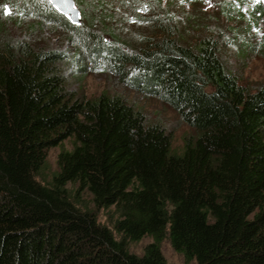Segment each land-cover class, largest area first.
<instances>
[{
	"label": "trees",
	"instance_id": "1",
	"mask_svg": "<svg viewBox=\"0 0 264 264\" xmlns=\"http://www.w3.org/2000/svg\"><path fill=\"white\" fill-rule=\"evenodd\" d=\"M75 2L83 27L47 1L27 34L61 25L190 131L177 148L123 92L70 88L69 55L11 39L7 22L23 18L0 4V264H168L165 239L187 264H264V81L228 60L232 46L243 64L256 49L264 57V35L252 42L264 0H221L211 12L201 0ZM67 140L55 166L49 151Z\"/></svg>",
	"mask_w": 264,
	"mask_h": 264
},
{
	"label": "rangeland",
	"instance_id": "2",
	"mask_svg": "<svg viewBox=\"0 0 264 264\" xmlns=\"http://www.w3.org/2000/svg\"><path fill=\"white\" fill-rule=\"evenodd\" d=\"M16 1L17 2H14V0H12L11 2H7L6 0H0L5 15L11 14L12 12L15 16L23 18L21 23L17 20L7 22V32L11 39L20 40L25 36H31L35 43H42L45 48L58 49L66 52L70 59L66 64L64 72L68 78L70 88L83 90L88 96H97L105 90L123 92L130 101L135 102L139 106H143L153 120H160L163 122L169 130L173 132L176 147H181L183 136L190 131V127L168 104L158 97L146 93H139L129 87H123L119 79L110 71L109 66L102 59L94 58L89 51L87 52L85 48L83 49L78 41L73 42L70 39V36L73 37V35H69L61 25L44 23V26H41V29L39 28L40 30L36 28L38 30L35 34H27L28 25L33 22H43L44 19L41 18V13H36V11L38 8L47 9L46 2L49 0ZM125 1L128 2L130 0ZM220 1L221 0H201V3L206 12H211L215 8L216 3ZM253 1L255 2V0ZM176 2L179 5H186L187 9H191L192 7L190 4H185V0H176ZM27 3L31 4L27 5ZM32 4L34 8L30 10L28 7ZM218 8L219 7L215 9ZM25 9H28V11ZM146 10H148V8ZM132 17L133 15H128L129 19H132ZM79 21L77 25L83 27L84 19L82 14ZM115 26L121 28V25ZM259 30H255L254 35L257 34L258 36L253 37L252 42H258L263 37L264 26L262 25V28L260 27ZM109 39V37H106V40ZM230 48L232 53L228 60L234 71L239 73L250 83L254 81H264V57L260 54L258 49L251 52L243 64L240 56L237 55L236 48H234V46ZM82 57L85 58L83 62L81 61ZM71 146V141L67 140L62 145L52 148L49 151L50 161L56 166L59 152L63 148L69 149ZM97 213L102 222H110L112 215L111 211L100 210ZM151 241L152 238L146 237L139 242L132 243L130 249L135 253L141 254L145 246ZM162 251L168 264H187L183 255L175 251L168 239L163 241ZM188 264H195V262H190Z\"/></svg>",
	"mask_w": 264,
	"mask_h": 264
},
{
	"label": "water",
	"instance_id": "3",
	"mask_svg": "<svg viewBox=\"0 0 264 264\" xmlns=\"http://www.w3.org/2000/svg\"><path fill=\"white\" fill-rule=\"evenodd\" d=\"M52 4L73 22H79L80 11L74 0H50Z\"/></svg>",
	"mask_w": 264,
	"mask_h": 264
},
{
	"label": "clouds",
	"instance_id": "4",
	"mask_svg": "<svg viewBox=\"0 0 264 264\" xmlns=\"http://www.w3.org/2000/svg\"><path fill=\"white\" fill-rule=\"evenodd\" d=\"M50 1V0H49ZM75 1V0H74ZM51 2V1H50ZM51 4H52V2H51ZM75 4H76V2H75ZM53 5V4H52ZM54 6V5H53ZM76 7L79 9V7L77 6V4H76ZM56 8V7H55ZM57 9V8H56ZM59 10V9H58ZM60 11V10H59ZM79 11H80V9H79ZM61 12V11H60ZM62 13V12H61ZM65 15V14H64ZM66 16V15H65ZM80 16H81V12H80ZM67 17V16H66ZM67 18H69V17H67ZM70 19V18H69ZM71 20V19H70ZM72 21V20H71ZM73 22V21H72ZM80 22V21H79ZM79 22H74V23H79Z\"/></svg>",
	"mask_w": 264,
	"mask_h": 264
},
{
	"label": "snow or ice",
	"instance_id": "5",
	"mask_svg": "<svg viewBox=\"0 0 264 264\" xmlns=\"http://www.w3.org/2000/svg\"><path fill=\"white\" fill-rule=\"evenodd\" d=\"M255 2H262V0H255Z\"/></svg>",
	"mask_w": 264,
	"mask_h": 264
}]
</instances>
